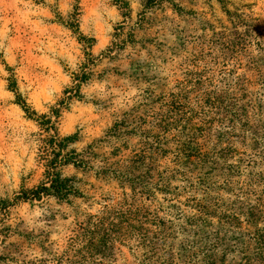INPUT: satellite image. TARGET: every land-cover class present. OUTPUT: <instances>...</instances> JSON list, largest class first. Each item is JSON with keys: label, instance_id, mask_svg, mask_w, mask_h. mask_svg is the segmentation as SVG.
Returning a JSON list of instances; mask_svg holds the SVG:
<instances>
[{"label": "rangeland", "instance_id": "obj_1", "mask_svg": "<svg viewBox=\"0 0 264 264\" xmlns=\"http://www.w3.org/2000/svg\"><path fill=\"white\" fill-rule=\"evenodd\" d=\"M15 94L54 130L28 118ZM210 97L249 102L264 114V0H0V264H151L133 242L90 263L65 251L87 216L124 197L175 218L178 211L167 208V200L183 203L174 195L189 193L139 196L138 183L145 186L150 177L149 162L140 157L149 155L151 136L162 140L158 124L168 101L197 111ZM54 134L73 139L61 141L57 151ZM57 153L69 159L55 171L75 193L24 199L47 182L52 169L46 164ZM236 159L220 160L209 176L218 183L240 182L248 173L264 176L263 162L241 164L240 175L232 176L225 167ZM171 160L157 159V170L170 169ZM219 187L214 191L233 203L226 185ZM239 218L238 226L210 218L206 231L225 244L215 264H241L246 244L252 246L247 237L253 228ZM255 226L264 230V221ZM172 236L156 255L177 253L175 264H199L201 255L186 260L178 250L191 236Z\"/></svg>", "mask_w": 264, "mask_h": 264}, {"label": "trees", "instance_id": "obj_2", "mask_svg": "<svg viewBox=\"0 0 264 264\" xmlns=\"http://www.w3.org/2000/svg\"><path fill=\"white\" fill-rule=\"evenodd\" d=\"M74 91L76 92V88ZM15 99L25 115L31 119L33 117L42 130H54L48 118L36 116L16 94ZM219 99H202L196 106L197 111L178 101H168L164 118L159 120L158 124L164 136L162 140L158 136H151V141L145 147L149 155L140 157L149 162L147 171L150 177L145 186L138 183L141 187L137 192L139 196H152L153 192L173 196L171 191L178 189L182 192L187 190L189 193L185 196L174 195L183 198V203L175 200L178 205L171 204V198L167 200L170 203L167 208L178 211L175 218L166 219L158 214L161 212L158 209L137 206L133 196L124 197L113 206L103 205L98 214L87 216L78 225L73 237L69 239L65 251L67 256L90 263L95 255L99 258L111 256L118 250L117 247L133 242L135 247H143L149 254L148 263L175 264L177 253L175 256L162 250L161 255L157 256L156 252L166 246V241L172 238V235L185 233L186 236H191V241L183 238V243L178 246L180 254L186 260L201 255L202 258L197 263L215 264L219 247H224L225 244L222 238L212 236L206 231L212 226L210 218L216 217L223 223L238 226L239 217H243V221L252 226L253 233L251 237H247V243L252 242V246L246 244L247 255L242 258L241 264H264V230L255 226L257 222L264 221V176L261 172L248 173L246 180L238 182L225 179L221 183L215 182L209 176L220 160L237 157L234 161L236 165L225 167L226 172H231L230 174L236 177L241 173V164L249 167L256 165V162L264 163V114L261 110L257 111L260 109L258 105L249 102L244 105L228 104ZM52 112L57 114V110ZM51 138L57 151L61 149V141L73 139L66 137L57 140L56 134ZM234 144H238L243 151L238 152ZM58 154L46 164L52 169L46 172L47 182L28 190L24 193V199L38 201L42 197L51 196L61 200L75 193L67 185L68 180L61 179L55 171L57 166L65 164L69 159H58ZM166 155L172 157V167H165L159 172L157 159ZM117 177L126 179L121 175ZM172 182L183 185L171 186ZM220 184L226 185L225 189L232 197L233 203L225 202L214 191L221 189ZM261 185L263 189L258 191L256 188ZM236 203L239 204L238 208H234ZM180 205L189 207L193 213L183 215L179 209ZM241 209L244 212H241ZM189 227H194V230L191 231ZM187 228L189 230H186ZM220 251L224 253L223 250ZM218 262L222 264V260Z\"/></svg>", "mask_w": 264, "mask_h": 264}]
</instances>
